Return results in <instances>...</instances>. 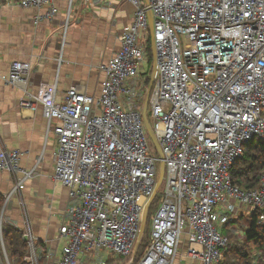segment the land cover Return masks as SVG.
<instances>
[{"label": "built area", "instance_id": "obj_1", "mask_svg": "<svg viewBox=\"0 0 264 264\" xmlns=\"http://www.w3.org/2000/svg\"><path fill=\"white\" fill-rule=\"evenodd\" d=\"M129 1L136 8L133 23L116 54L99 65L105 74L99 96L72 86L58 101L57 83L32 95L57 137L54 177L69 189L70 204L57 252L38 245L19 199L32 249L24 264H113L117 257L123 258L117 264H175L183 248L187 264H222L228 236L221 227L237 220L243 206L259 209L264 222V174L259 187L247 189L231 174L245 147L264 141V0ZM20 4L48 7V18L59 11L55 0ZM150 42L155 55L147 71ZM30 69L29 62L15 61L2 78L22 83ZM148 94L147 114L163 155L152 153L143 121ZM20 155L0 146V176L18 174ZM158 162L165 164L166 189L149 244L133 261L145 207L160 189L155 193ZM32 175L17 176L4 195L0 264H12L3 236L6 211ZM229 232L245 239L234 227Z\"/></svg>", "mask_w": 264, "mask_h": 264}, {"label": "crops", "instance_id": "obj_2", "mask_svg": "<svg viewBox=\"0 0 264 264\" xmlns=\"http://www.w3.org/2000/svg\"><path fill=\"white\" fill-rule=\"evenodd\" d=\"M20 1L0 0V146L21 151L18 174L3 171L0 191L9 193L17 176L33 171L21 194L12 198L6 222L23 230V198L38 245L60 252L59 229L70 204L69 189L54 177L57 137L48 132L43 105L32 95L42 84L57 83L58 101L72 86L99 96L105 76L99 65L119 50L136 8L129 0H55L59 11L48 18V7H23ZM15 61L31 65L25 82L2 78Z\"/></svg>", "mask_w": 264, "mask_h": 264}, {"label": "trees", "instance_id": "obj_3", "mask_svg": "<svg viewBox=\"0 0 264 264\" xmlns=\"http://www.w3.org/2000/svg\"><path fill=\"white\" fill-rule=\"evenodd\" d=\"M148 52L151 57L153 48L151 42L148 44ZM148 85L151 79L147 81ZM234 181L242 188H257L260 185L264 174V141L254 140L245 147L244 156L233 166L231 171ZM159 193V192H158ZM161 197L158 194L154 198L149 210L148 223L152 222L153 214L159 206ZM157 202L154 204V202ZM5 202V197L0 194V214ZM259 209H255L249 218V224L245 231V239L240 240L235 234L228 230V245L222 250V264H230L233 260L237 264H264V222L259 221ZM243 217V216H240ZM146 225V226H147ZM150 232L144 234L137 253V260L143 255L145 248L150 241ZM3 236L7 245V251L12 264H24L28 254V244L24 238L22 229L6 226L3 229ZM129 260L122 264H127Z\"/></svg>", "mask_w": 264, "mask_h": 264}, {"label": "rangeland", "instance_id": "obj_4", "mask_svg": "<svg viewBox=\"0 0 264 264\" xmlns=\"http://www.w3.org/2000/svg\"><path fill=\"white\" fill-rule=\"evenodd\" d=\"M64 31H66V27L64 28ZM153 54L151 55V62H148L146 61L145 62V69L148 71V69H151L153 68ZM149 116H150V120L151 122L153 123V118L151 117V114L149 113ZM148 140H149V144H150V147H151V151L153 154H159L158 153V150H157V147L156 145L154 144L152 138L150 137L149 133H148ZM160 165L161 163H157V167L158 169L160 168ZM166 185H167V180L166 178L163 179V182L160 186V189H159V193H158V197H161L164 190L166 189ZM157 202V200L154 202V204ZM151 208V206H150ZM254 212V209L251 208V207H248V206H243L240 208V213L238 214L239 218L233 222H231L230 225H226L224 227H221V231L224 235L228 236L227 234L229 233L228 231L230 230V227H234L239 233H242L244 234L245 231L247 230V227H248V224H249V218L252 216V213ZM1 216V215H0ZM149 216V214H148ZM240 216H243V217H240ZM148 221V220H147ZM147 225V224H146ZM6 226H12L14 227L12 224H9V222H6V216L4 217V227ZM3 227V229H4ZM151 229V221L148 223V225L146 226V230H145V233H146V236L148 235L149 233V230ZM228 230V231H227ZM227 233V234H226ZM231 233V232H230ZM232 234V233H231ZM27 244H28V254L27 256L32 252V249H31V246L29 244V242L27 241ZM187 243L185 242L184 243V246H186ZM7 246V245H6ZM8 250V249H7ZM181 257L179 259L176 260L175 264H187V260H188V256H187V249L186 248H183V254H179ZM123 258H119L117 257L115 259V261H112L113 264H117L119 263L120 261H122ZM186 260V263L184 262ZM44 261L42 259H40V264H43Z\"/></svg>", "mask_w": 264, "mask_h": 264}, {"label": "water", "instance_id": "obj_5", "mask_svg": "<svg viewBox=\"0 0 264 264\" xmlns=\"http://www.w3.org/2000/svg\"><path fill=\"white\" fill-rule=\"evenodd\" d=\"M150 32H151V34H153V16H152L151 13H150ZM152 48H153V54L155 55L154 44H152ZM152 85H153V79H152V81L150 83V90L152 88ZM148 100H149V94L147 95L146 102H145V105H144V108H143V121H144V124L146 126L147 132L149 133L150 137L152 138L154 144L157 147L158 153L160 155H163L162 149L160 147V144H159V142H158V140H157V138L155 136V133H154L153 128H152V125H151L150 120L148 118V114H147ZM164 174H165V164L162 162L161 165H160V168H159V177H158L155 193L158 191V189L160 188V186H161V184L163 182ZM154 198H155V194L149 200V202L147 203V205L145 207L144 214H143V217H142V220H141L139 237H138V240H137V243H136V247H135V250H134V254H133V257H132L133 261L136 259L140 243H141V241L143 239V236L145 234L146 224H147V220H148V214H149L150 206H151ZM129 264H131V263H129Z\"/></svg>", "mask_w": 264, "mask_h": 264}]
</instances>
